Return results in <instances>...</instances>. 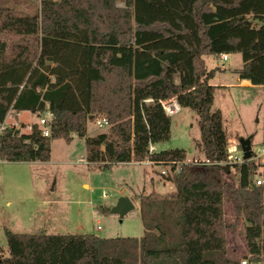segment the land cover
Instances as JSON below:
<instances>
[{
	"label": "trees",
	"instance_id": "obj_1",
	"mask_svg": "<svg viewBox=\"0 0 264 264\" xmlns=\"http://www.w3.org/2000/svg\"><path fill=\"white\" fill-rule=\"evenodd\" d=\"M222 54H240L239 79L264 87V0H40L33 16L0 8V124L10 112L53 117L49 138L36 124L7 128L0 161L48 162L51 141L78 137L87 164L102 169L146 159L180 167L162 178L174 191L139 197L140 239L7 232L0 264H239L225 234L240 220L250 261L264 264V165L228 164L222 115L211 111L215 71L203 58ZM171 100L197 115L196 148L212 165L185 163L184 150L150 153L170 140L161 103ZM98 116L107 132L86 137ZM231 170L237 188L223 182Z\"/></svg>",
	"mask_w": 264,
	"mask_h": 264
},
{
	"label": "rangeland",
	"instance_id": "obj_2",
	"mask_svg": "<svg viewBox=\"0 0 264 264\" xmlns=\"http://www.w3.org/2000/svg\"><path fill=\"white\" fill-rule=\"evenodd\" d=\"M118 6L123 7L121 4ZM0 8L9 9L16 16H33L40 11V0H0ZM237 56L242 61L241 55ZM230 58L227 63L214 56L205 58L206 68L215 71L208 82L214 88L211 111L221 112L228 156H240V140L250 138L252 152L259 158L264 148V94L260 90L253 94L251 90L243 89L242 95L236 89L226 90V83L231 84L235 77L228 70L234 61V57ZM179 108V113L170 117L169 142L157 145V150H184L187 164L202 165L206 160L196 148L200 140L198 117L188 108ZM8 115V122L15 123L22 133H25L24 128L27 130L39 119L31 113H23L17 119L12 118V112ZM108 128H98L94 121H88L86 134L96 137L107 132ZM50 151V159L44 163L0 161V257L8 256L7 232L95 235L104 239H140L143 236L139 197L151 192L149 177H153L156 184L162 181L159 176L161 168L127 163L102 169L87 164L84 138L78 137L70 143L51 141ZM254 162L261 165L258 160ZM223 182L237 188L235 170L225 174ZM156 187L154 192L164 195L166 190ZM122 197L128 198L134 209L120 218L111 214V210ZM223 212L227 224H234L232 202L224 201ZM244 226L240 220L225 234L227 253L235 260L245 255Z\"/></svg>",
	"mask_w": 264,
	"mask_h": 264
},
{
	"label": "built area",
	"instance_id": "obj_3",
	"mask_svg": "<svg viewBox=\"0 0 264 264\" xmlns=\"http://www.w3.org/2000/svg\"><path fill=\"white\" fill-rule=\"evenodd\" d=\"M53 1L56 2L58 0H53ZM227 59H228V57H227L226 54H222V55L219 56L220 62H226ZM146 102H149V100L146 101ZM161 106H162L165 114L168 117H171V116L179 113V111H180V108H179L178 104L174 100H171L169 102H163V103H161ZM52 119H53L52 114H50L49 112H45L44 115H42L38 119V122L36 124L38 126V128L40 129V131H41V135L43 137H45V138H49L50 137V125H51ZM94 122H95V124H96V126L98 128L108 127V122L104 118H100V119L97 118V119L94 120ZM7 128H9V126L6 124L5 121L2 124H0V135ZM149 151H150V153H155L156 152L155 146H150ZM252 160H258L259 163H261V166H263L264 165V148L261 149V151H260V157L258 158L257 156H255L253 154ZM244 162L245 161L242 158V154L240 156H233V157L228 156V164L241 165ZM142 163H145V165L150 166V167L161 168V173H159V176L161 177V179L165 178L167 176L174 177V176L178 175L179 172H180V167L179 166H176L175 169L172 171L170 166H166V167L158 166V165L150 162L148 159H146ZM185 163H186V161H185ZM197 165H199V164H197ZM202 165H212V163H209V162L206 161ZM262 172H263V168H260V170L258 172H256V174L253 177L252 182L257 187L261 186L262 183H263ZM167 183H170V182H167ZM99 229H100V227L98 226L97 230H99ZM244 256H246V257L245 258L242 257L241 259L238 260L239 264H260V263H257V262H251L250 261V257L251 256L248 255L247 253Z\"/></svg>",
	"mask_w": 264,
	"mask_h": 264
},
{
	"label": "crops",
	"instance_id": "obj_4",
	"mask_svg": "<svg viewBox=\"0 0 264 264\" xmlns=\"http://www.w3.org/2000/svg\"><path fill=\"white\" fill-rule=\"evenodd\" d=\"M227 55V57H228V59H227V61H226V63L227 62H229L230 61V57H234V61H233V63L232 64H229V66H228V70L229 71H232L233 73H234V75H235V77L232 79L233 81L231 82V84H228V83H226V90L227 89H236V90H238V92H239V94L240 95H242V93H243V89H249V90H251L252 92H253V94H254V91L255 90H260V92L261 93H263L264 94V87H261V86H259V87H255V86H252L251 85V83H250V81H247V80H241V79H239V77H238V74H237V72L241 69V67H242V61L238 58V54H226ZM210 57V56H209ZM205 58L206 57H204L203 58V60H204V64H205ZM219 59V58H218ZM205 66H206V64H205ZM207 69V68H206ZM207 71H209L208 69H207ZM242 92V93H241ZM244 94V93H243ZM48 107V105L46 104V108ZM13 113V117L12 118H15V119H17L18 118V116L19 115H21V114H23V113H29V112H20V113H14V112H12ZM33 115H35V114H33ZM36 116V115H35ZM9 119H10V115H7V117H6V119H5V122H6V124L9 126V127H15L16 129H19L18 128V126H16V124L15 123H12V122H8L9 121ZM38 121V120H37ZM37 121L34 123H31L30 125H29V128L26 130L25 128H24V130H25V133L24 134H28L29 132H30V130H31V126L32 125H35V124H37ZM15 125V126H14ZM22 133V132H21ZM86 137H88L87 136V134H86ZM73 138H76V137H73ZM155 149H156V152L158 151L157 150V147L155 146ZM1 162H6V161H1ZM130 163H135V162H130ZM135 164H143V165H145V163H135ZM156 168V167H155ZM149 181H150V184H151V191H154V189H155V187L156 186H159L161 189L163 188V191H165L166 190V192L165 193H170V191L172 192L173 190H171V189H173L174 187H173V185L171 184V183H167V182H165V181H161V180H159L158 182H157V184H156V181L154 180V178L153 177H149ZM151 181H153L152 183H151ZM85 186H87L88 187V185H84V187ZM157 188V187H156ZM164 193V194H165ZM46 235H50V234H46ZM95 236V235H94ZM97 237V236H96ZM101 239H104V238H101ZM136 240H138V238L136 239ZM243 246H244V251H245V254L247 253V250H246V244H245V241H244V244H243ZM229 256V255H228ZM231 259H233V258H231ZM236 259V258H235ZM235 259H233V260H235Z\"/></svg>",
	"mask_w": 264,
	"mask_h": 264
},
{
	"label": "water",
	"instance_id": "obj_5",
	"mask_svg": "<svg viewBox=\"0 0 264 264\" xmlns=\"http://www.w3.org/2000/svg\"><path fill=\"white\" fill-rule=\"evenodd\" d=\"M239 147L242 153V158L244 161H250L253 158V152L251 149V139H242L239 142ZM134 209L132 202L126 198L122 197L118 200L116 206L111 210V214L119 215L120 218H123L127 213L131 212Z\"/></svg>",
	"mask_w": 264,
	"mask_h": 264
}]
</instances>
